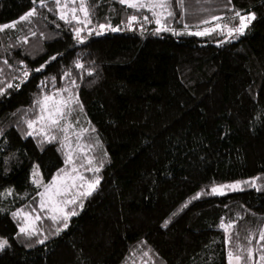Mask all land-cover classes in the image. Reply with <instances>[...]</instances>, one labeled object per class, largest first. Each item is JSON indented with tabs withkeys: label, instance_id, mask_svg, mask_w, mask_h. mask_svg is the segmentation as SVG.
I'll list each match as a JSON object with an SVG mask.
<instances>
[{
	"label": "trees",
	"instance_id": "16d2710c",
	"mask_svg": "<svg viewBox=\"0 0 264 264\" xmlns=\"http://www.w3.org/2000/svg\"><path fill=\"white\" fill-rule=\"evenodd\" d=\"M87 3L89 27L110 24L120 30L107 28L100 36L85 31L84 43L76 44L55 11L37 3L39 15L30 24L18 22L0 32V86L7 92L0 96V128L6 137H0V192L15 190L0 198V207L14 211L31 201L33 163L40 165L45 182L63 165L56 144L40 151L31 137L21 138L17 120L42 81L48 90L50 77H56L57 88L67 83L60 76L70 65L83 105L73 118L78 127L96 129L85 140L94 142L98 135L93 154L104 165L97 190L67 229L51 235V221H43L48 239L42 245L24 247L32 241L15 238L16 222L0 213V237L11 244L0 252V264H227V251L237 242L246 244L249 232L251 246L259 249L264 245L257 244L264 227V0H183L182 7L172 0L176 18L169 26L178 31L184 24L193 32L211 26L216 21H200L212 15L254 11L256 19L235 39L218 33L153 35L154 23L145 24L143 33L138 23L129 31L127 17L137 14L134 9L118 0ZM32 7V0H0V25L18 21ZM49 7H54L51 0ZM141 13L151 18L147 10ZM25 36L28 42L17 45ZM9 45L15 47L5 51ZM54 55V61L34 71ZM76 59L85 69L94 68L93 74L75 69ZM20 60L30 75L19 89H8L7 83H19L14 77ZM11 153L15 156L5 176L3 158ZM251 177H259L261 191L243 186L223 196L202 194L182 208L196 192L210 191L213 182ZM25 192L26 198H17ZM221 217L235 221L228 245L218 227ZM165 220L167 227H161ZM258 256L254 252V261Z\"/></svg>",
	"mask_w": 264,
	"mask_h": 264
},
{
	"label": "snow or ice",
	"instance_id": "6c2138e0",
	"mask_svg": "<svg viewBox=\"0 0 264 264\" xmlns=\"http://www.w3.org/2000/svg\"><path fill=\"white\" fill-rule=\"evenodd\" d=\"M120 5H126L130 9H134L137 14L127 17L126 27L129 31L133 30L134 23L140 25L141 33L144 31V25L154 23L155 28L151 34L156 35L160 32H172L174 35H194L208 36L211 33L225 35V38L235 39L237 36L245 34V30L256 19L254 11L242 13L238 10L233 11L232 16L220 17L212 15L210 20L203 19L200 21L202 25H210L211 21H216L211 26H205L198 31H190L187 24L183 25V31H178L169 26V21L175 20L176 14L172 10V0H118ZM37 3L40 8H46L48 12L55 11V15L59 21H63L66 26H69L72 31V38L76 44H83L86 39L82 35L87 31L89 35L93 33V29L88 27L91 24V13L89 11L87 0H51L54 7H49V0H32L33 7L29 11L18 17V21L5 23L0 25V32L5 29H14L18 22L31 23L32 18L39 15L37 11ZM177 6L183 5V0H176ZM231 4V0H228ZM147 10L151 13V18L148 15L141 13V10ZM180 17H184V12H180ZM44 19H47L45 16ZM238 19V23H233ZM223 21V22H221ZM124 23V21H122ZM78 26H73V25ZM60 27L59 24L56 25ZM98 29L103 31L110 28L111 31H119L118 27H112L110 24H99ZM31 32V29H29ZM35 35V32H31ZM96 34H99L97 32ZM44 34L41 33V36ZM27 36L17 40V45L27 43ZM15 45H9V48ZM61 55V54H56ZM56 55L49 57L44 64H41L34 71L39 72L46 64L54 61ZM8 67V61L3 62ZM19 67L16 71L19 76V83H7L8 89H19L29 77L30 71L23 60L16 62ZM75 69H84L91 76L95 71L94 68L85 69L79 59L73 61ZM3 74V69L0 68V75ZM73 77V66L70 65L65 69L60 76V80L64 81L67 78V83L63 86L56 87V77H50L52 89L48 90L44 81L37 85L39 94L34 97L29 108L23 110L17 120V130L21 132V138L26 139L31 137L36 141V147L40 151H44L46 146L56 144V151L60 153L63 165L58 167L55 173L45 182L40 171V165L32 164L30 176V184L35 193L31 201L27 205L16 208L14 211H9L7 208L0 207V213H7L16 222L18 232L15 238L23 237L24 241H32V243H24V247L30 248L36 244H44L48 239L42 223L45 219L51 221V235H59L61 231L67 229L71 217L77 216V209H83L86 199L91 197L97 190L101 177L98 175L100 169L104 166L103 161H97V157L93 154L94 148L100 143L98 135L92 139L85 140L89 133H95L96 129L78 127V118H73L77 108L83 110V105L79 101L77 90L79 84L77 79ZM83 79V77H79ZM94 82V81H93ZM5 87L0 86V96H6ZM17 112H21L20 109ZM0 137H5L3 128H0ZM6 139V137H5ZM2 151V150H0ZM106 156L107 153H104ZM15 153L3 158V175H7L10 171L8 163L10 158L14 157ZM92 173L91 177L85 176L84 173ZM259 177H251L246 180H234L228 183L213 182L210 191L205 192L204 189L196 192L191 199L186 202L183 207H187L191 200L201 197V195H216L223 196L226 192L243 191V186L254 188L261 191V185L256 183ZM15 190L13 187H7L3 192H0V198L12 196ZM18 199L26 198L29 193L25 192L22 196L16 194ZM38 198V199H37ZM35 205V206H33ZM227 207V205H225ZM28 209V210H25ZM176 213H173L175 215ZM169 220H165L161 227H167ZM235 226V221L229 219L225 222V218H220L218 227L223 230L224 244L228 245L232 240V229ZM252 233L249 232L246 236V244L236 243L234 248L227 251V264H264V245H260L259 249L252 247ZM259 241H264V227L259 229ZM238 239V238H237ZM11 244L6 237H0V252L5 248H10ZM259 252L258 261H254V252ZM148 256V252L143 253Z\"/></svg>",
	"mask_w": 264,
	"mask_h": 264
},
{
	"label": "rangeland",
	"instance_id": "374dc122",
	"mask_svg": "<svg viewBox=\"0 0 264 264\" xmlns=\"http://www.w3.org/2000/svg\"><path fill=\"white\" fill-rule=\"evenodd\" d=\"M89 27V25H88ZM92 28V27H91ZM93 29V33L91 34V36H100L102 34H104L106 31H108V29H105L103 31H100L98 28H92ZM87 32V31H86ZM97 32H99V34H96ZM88 34V33H87ZM90 175L88 176V172H85L84 175L85 176H88V177H91L93 174L92 173H89Z\"/></svg>",
	"mask_w": 264,
	"mask_h": 264
}]
</instances>
